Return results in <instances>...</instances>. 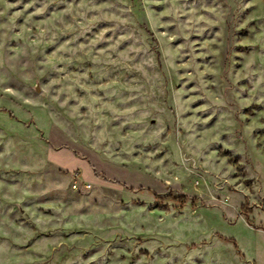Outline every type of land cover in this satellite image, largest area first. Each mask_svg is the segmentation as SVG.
<instances>
[{"label": "rangeland", "instance_id": "obj_1", "mask_svg": "<svg viewBox=\"0 0 264 264\" xmlns=\"http://www.w3.org/2000/svg\"><path fill=\"white\" fill-rule=\"evenodd\" d=\"M0 264H264V0H0Z\"/></svg>", "mask_w": 264, "mask_h": 264}, {"label": "built area", "instance_id": "obj_2", "mask_svg": "<svg viewBox=\"0 0 264 264\" xmlns=\"http://www.w3.org/2000/svg\"><path fill=\"white\" fill-rule=\"evenodd\" d=\"M89 187V186H88Z\"/></svg>", "mask_w": 264, "mask_h": 264}]
</instances>
